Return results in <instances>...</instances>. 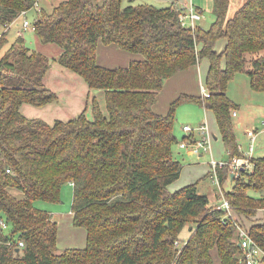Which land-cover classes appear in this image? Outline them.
Returning a JSON list of instances; mask_svg holds the SVG:
<instances>
[{"label":"trees","instance_id":"trees-1","mask_svg":"<svg viewBox=\"0 0 264 264\" xmlns=\"http://www.w3.org/2000/svg\"><path fill=\"white\" fill-rule=\"evenodd\" d=\"M36 4L0 0V49L11 25ZM228 6L229 0H213L207 27L183 24V8L173 5L59 0L50 10L39 7L31 29L40 42L57 44L56 60L105 96V110L92 95L91 116L86 105L52 122L21 111L23 103L43 106L57 94L43 82L47 55L26 46L18 28L0 56V219L11 226L6 233L0 224V264H243L237 223L264 251V195L249 192L264 190V155H251L252 166L233 176L228 164L216 166L220 188L212 203L197 181L168 188L182 168L172 151L181 102L214 112L226 160L245 155L235 132L238 106L226 88L243 71L251 89L264 91V0H244L231 16ZM219 38H225L221 51ZM99 42L141 58L100 64ZM202 58L209 60L208 95L180 93L165 113L156 112L164 81ZM226 180L233 184L224 191ZM67 182L72 224L83 227L86 241L57 251L58 223L34 201L60 202ZM223 196L231 215L217 207ZM186 223L191 233L180 240Z\"/></svg>","mask_w":264,"mask_h":264},{"label":"rangeland","instance_id":"rangeland-1","mask_svg":"<svg viewBox=\"0 0 264 264\" xmlns=\"http://www.w3.org/2000/svg\"><path fill=\"white\" fill-rule=\"evenodd\" d=\"M58 1L59 0H38L36 6L30 8L25 16H19L17 22L11 25L6 32V42L0 49L1 56L5 49L15 41L18 33L17 30L20 28L24 44L31 49L39 50L47 55L50 67L43 77V82L48 88L56 92L57 100L43 106L23 103L21 111L28 116L41 117L48 122H52L56 118L67 119L72 117L81 111L86 105V113L88 116H91L90 97H92V95H96L102 109L105 110V96L103 91L90 90L87 83L80 75L61 65L56 60V57L59 54V46L57 44L51 42L42 43L30 27H20L24 17H26L29 23L32 24L39 7L50 10ZM184 1H190L191 5L200 11L201 17L193 22L194 25L207 27L214 17L211 8L213 0H122V3L123 5L129 3H151L159 7L168 5L182 7ZM236 2L237 0H232L229 10L232 8V5H236ZM186 21L189 23L190 19L186 18ZM17 23L20 24L17 25ZM2 29L3 28L0 26V32ZM223 41L225 42L224 38H219L217 40L218 49ZM224 45L219 51L224 48ZM226 93L238 106V116L234 118V121L240 120L242 122L240 128L235 126L237 141L240 144L241 150L246 151L250 142L244 133V128H255L258 133L254 143L255 148L253 154L255 156L264 155V91H255L251 89L249 86L248 74L239 71L235 72L229 80ZM176 107L174 131L177 141L173 144L172 151L173 156L182 162V168L179 177L170 183L168 188L174 189L177 186L181 187L186 183L197 181L198 191L209 195L210 202L212 203L215 200L212 193L214 191L219 192V184L211 174H207V169L209 167L207 162L210 160L211 156L215 157L216 160L221 158L226 160L228 158L227 151L220 140L217 142L210 140L209 150H202L204 155L201 157L196 156L199 153L193 155L187 154V148H182L179 144L183 136L186 135L184 130H182V126L189 124L194 128V131H198L197 127L199 126V123L203 121L205 122V109L204 106L193 101L181 102ZM219 156L221 157L218 158ZM232 184V180H226L222 183L221 187L224 191H227L231 188ZM249 192L257 196L264 195V190L255 191L251 189ZM60 197V202H50L37 199L34 201V204L39 208L51 212L53 219L58 223L57 251H61L68 246L82 247L85 245L86 241L85 230L83 227L73 225L72 218L69 220L72 201V185L70 182H67L62 186ZM189 227V223H186L183 226L179 233L180 240H184L189 236L191 233ZM3 230L6 233H9L11 231L10 224L6 223Z\"/></svg>","mask_w":264,"mask_h":264},{"label":"crops","instance_id":"crops-1","mask_svg":"<svg viewBox=\"0 0 264 264\" xmlns=\"http://www.w3.org/2000/svg\"><path fill=\"white\" fill-rule=\"evenodd\" d=\"M243 1L244 0H237L236 5L234 6L232 5V8H230L229 10L230 4L232 3V0H229L227 15L231 16L235 12V10L243 3ZM188 4H191V2L190 1L183 2V6H186ZM224 43L225 42L223 41L222 44L220 45V48L218 49V43L216 42L215 47L217 48V50H220L223 47ZM138 58H141L140 54L123 50L115 43L103 44L102 42H99L97 45V61L100 64H103L106 66L112 67V66H117V65H127L130 60L138 59ZM208 67H209V60L207 58H202L196 64H193L186 69L179 70L175 72L173 75H171L169 78H167L164 81L162 88L159 90L157 94V98L153 105V109L158 113H165L167 111L170 101L174 99L180 93L202 94L203 90L205 89L204 80L207 74ZM204 109H205L204 110V115H205L204 120L210 132V140L211 141L214 140L215 142L220 140V142L223 144V140L220 135L219 127H218L214 112L211 109H208L205 107ZM237 116H238V112L236 110V114L234 115V118ZM201 123H204V121L200 122L199 125ZM235 123H236V127L238 128L242 126V122L240 120L235 121ZM248 128L250 127L244 128L245 134H246V129ZM193 135L195 137H200V134L197 132H194ZM218 145L221 146L220 144ZM242 151H245V150H242ZM187 152H188L187 154H190V155L195 154V153H191L188 149H187ZM202 155L204 154L201 153L196 156L201 157ZM220 157L221 156H219L218 158ZM211 159H215V157L211 156L210 160ZM210 160L207 162L209 165L207 171H209L211 168ZM219 160H225V159L221 158ZM176 188H178V186L175 187L174 189ZM174 189H171V190H174ZM213 194L214 192L212 193V195ZM69 215H70L69 220H71L72 218L71 210H70Z\"/></svg>","mask_w":264,"mask_h":264},{"label":"built area","instance_id":"built-area-1","mask_svg":"<svg viewBox=\"0 0 264 264\" xmlns=\"http://www.w3.org/2000/svg\"><path fill=\"white\" fill-rule=\"evenodd\" d=\"M183 10L180 13V20L185 25H191L194 26V21L197 19H200L201 14L200 11L195 9L191 4H188L186 6H182ZM22 14H24V11H22ZM186 18H189V23L186 21ZM22 28H32L33 24H30L27 18H24L21 22ZM18 33H20V30H18ZM203 93L205 95H208V92L206 89L203 90ZM236 114V111L233 112V115ZM182 129L186 133L185 137L180 140V147L187 148L191 153H202V150L208 151L210 148V132L208 130L207 124L201 123L198 127V131H194V128H192L189 124H185L182 126ZM194 132H197L200 134V137H193ZM246 134L250 140L246 151L244 152V156H233L229 161L228 160H215L211 159L210 163L212 166V170L214 172V178L218 183L217 175H216V166H223L225 164L229 165V169L231 172V175L238 174L241 168L248 167L250 168L252 166L250 156L253 155L254 148H255V141L257 132L253 128L246 129ZM220 188V187H219ZM221 190V189H220ZM218 208H224L227 210V215H231V205L229 201L223 196L221 201L217 205ZM0 224L4 227L6 223L3 219H0ZM237 230H238V236H239V244L243 250V257H242V263L243 264H264L262 262L261 258L264 255V251L260 248V246L249 236L247 230L238 225L237 223ZM22 244V242H19Z\"/></svg>","mask_w":264,"mask_h":264},{"label":"water","instance_id":"water-1","mask_svg":"<svg viewBox=\"0 0 264 264\" xmlns=\"http://www.w3.org/2000/svg\"><path fill=\"white\" fill-rule=\"evenodd\" d=\"M238 245H240V244H238ZM18 249V248H17Z\"/></svg>","mask_w":264,"mask_h":264}]
</instances>
